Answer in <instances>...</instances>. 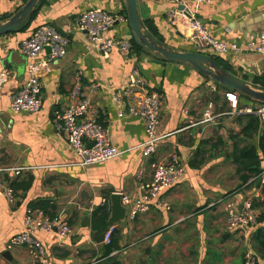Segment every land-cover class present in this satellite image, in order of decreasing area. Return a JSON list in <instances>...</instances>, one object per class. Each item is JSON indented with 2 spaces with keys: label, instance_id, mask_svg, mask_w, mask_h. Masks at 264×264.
<instances>
[{
  "label": "crops",
  "instance_id": "crops-1",
  "mask_svg": "<svg viewBox=\"0 0 264 264\" xmlns=\"http://www.w3.org/2000/svg\"><path fill=\"white\" fill-rule=\"evenodd\" d=\"M25 1L0 0V22ZM37 5L28 27L0 35V70L9 71L0 94V177L13 189L12 198L0 197V264H39L33 248L7 246L22 230L27 206L60 216L71 228L60 248L53 235L37 234L47 253L46 264H241L247 245L241 234L228 232L224 201L231 197L241 204L251 197L259 216L264 215V121L253 115H223L197 123L207 102L213 103V112L222 111L226 104L224 88L211 78L190 64L164 60L142 48H132L126 56L112 51L109 58H103L87 33L77 28L76 18L91 7L117 13L122 19L108 35L132 40L125 0H42ZM187 5L226 42L243 43L249 32L264 29V0H214L209 4L187 0ZM138 6L143 23L151 21L162 42L208 54L166 17L171 0H138ZM44 23L61 29L69 40L67 52L41 74V108L15 114L8 109V97L22 85L27 63L16 44ZM47 54L45 50L43 55ZM217 64L264 90V55L229 54ZM134 67L148 90L163 94L158 132L164 137L148 160H143L140 152L145 139L142 120L130 115L117 117L121 105L112 102V95L121 91ZM78 70L91 99L89 111L98 114L112 144L122 151L113 159L86 167L78 165V156L53 124L55 114L69 102ZM240 97L241 103L252 101L246 95ZM241 148L255 151V174L239 168ZM173 152L183 165L182 177L147 211L131 219L126 210L125 216L114 222L113 247L107 253L109 245L94 239L110 214L109 210L102 218V199L109 198L111 206L114 194H140V185L150 178L153 165ZM259 225L264 226V220ZM254 230L248 233L247 243L255 252ZM259 264H264L263 257Z\"/></svg>",
  "mask_w": 264,
  "mask_h": 264
},
{
  "label": "built area",
  "instance_id": "built-area-1",
  "mask_svg": "<svg viewBox=\"0 0 264 264\" xmlns=\"http://www.w3.org/2000/svg\"><path fill=\"white\" fill-rule=\"evenodd\" d=\"M195 3L209 4L214 0H192ZM165 15L169 21L182 28L189 40L198 48L208 51L209 55L226 56L229 54L258 53L264 55V29L249 32L243 43L235 40L226 42L217 38L204 23L188 8L187 0H171ZM122 19V16L99 7H91L76 18V26L87 33L92 47L103 57L109 58L112 51L128 55L132 50L131 40L109 36L108 32ZM181 29V30H182ZM227 29V28H226ZM68 38L58 32L51 24L36 26L30 35L17 42V49L26 57L25 78L20 88L9 95L8 109L15 113H34L42 106L41 74L47 70L50 63L66 54ZM48 50L46 56L44 51ZM207 53V52H206ZM9 79L6 68L0 70V94L4 84ZM93 89L97 85H92ZM225 107L220 112H213V103L207 102L201 119L197 123L212 122L220 116L253 115L259 121H264V102L252 99L241 103L239 94L224 88ZM163 94L157 90H148L144 79L140 76L138 67H134L128 75L126 83L119 93L112 95L113 104L117 109V117L130 115L138 117L144 125L145 139L140 144L143 160H148L156 152L163 135L158 132L161 121ZM91 99L83 85V73L78 70L75 81L69 92L68 104L53 118V124L58 133L67 139L70 148L79 158L78 165H89L113 159L122 151L112 144L107 129L99 121L98 114L90 112ZM184 113L187 110L183 109ZM144 167L139 175L144 173ZM183 165L178 155L173 152L166 160L156 162L147 182L140 185V194L130 195L120 193L121 203L127 208V215L134 219L139 212H145L162 192L176 184L183 175ZM18 173V170H16ZM0 197H13V189L9 182L0 177ZM102 206L110 210V199L104 197ZM226 228L228 232L241 234L246 242L243 264H259L260 257L247 243V235L259 226V214L253 206V199L247 197L241 204L228 197L224 201ZM115 224L108 226L103 242L110 244ZM44 232L55 237V245L63 247L64 240L71 235V228L66 219L60 216H50L43 209L27 206L22 218V230L13 235L7 244L12 246L26 245L36 252L39 264L48 261L46 250L37 234Z\"/></svg>",
  "mask_w": 264,
  "mask_h": 264
},
{
  "label": "water",
  "instance_id": "water-1",
  "mask_svg": "<svg viewBox=\"0 0 264 264\" xmlns=\"http://www.w3.org/2000/svg\"><path fill=\"white\" fill-rule=\"evenodd\" d=\"M38 1L26 0L7 20L0 22V35L18 31L36 10ZM125 7L131 30V38L140 48L164 60L190 64L223 88L236 91L256 101L264 102V90L258 89L247 81L229 73L220 67L212 56L206 53L174 48L153 36L140 17L138 0H125ZM52 26L63 34L58 26L54 24ZM110 208L107 221L94 233L95 241L101 245H103V237L108 226L114 224L115 221L126 214L127 208L121 203L120 194L112 196Z\"/></svg>",
  "mask_w": 264,
  "mask_h": 264
},
{
  "label": "trees",
  "instance_id": "trees-1",
  "mask_svg": "<svg viewBox=\"0 0 264 264\" xmlns=\"http://www.w3.org/2000/svg\"><path fill=\"white\" fill-rule=\"evenodd\" d=\"M23 1H25V0H23ZM41 1L42 0H39L38 4H40ZM36 10H37V8H36ZM36 10L32 13V15L29 17L28 21L19 30L25 29L26 27L29 26L30 22L32 21L33 17L36 14ZM144 23L153 36H155L158 40L163 41L162 36L159 34V32L157 31V28L155 27V25L151 21L146 20ZM131 42H132V48L133 49H135V50L141 49L136 43L133 42V40H131ZM210 56H212L214 58V60L218 63L220 57L213 56V55H210ZM240 96H242V94H239V98L241 100ZM253 118H255V117H253ZM255 121L257 124L256 118H255ZM239 154H240L239 157H241V159L237 158V161L239 163V168L243 169V170H247L250 173L255 174L257 172V158L255 155V151L252 148H249V149L241 148V149H239ZM250 156H251V158H254V161L245 163L243 160L245 158L250 157ZM102 212H103L102 218H106L108 212L106 211L105 206H102ZM263 218H264V215H260L258 218L259 222H262L264 220ZM253 239H254V248H255L256 254L260 258H262V257L264 258V226L259 225L254 230ZM107 245H109L107 247V251H106L108 253L112 249L113 245L111 243L107 244Z\"/></svg>",
  "mask_w": 264,
  "mask_h": 264
},
{
  "label": "rangeland",
  "instance_id": "rangeland-1",
  "mask_svg": "<svg viewBox=\"0 0 264 264\" xmlns=\"http://www.w3.org/2000/svg\"><path fill=\"white\" fill-rule=\"evenodd\" d=\"M253 243H254V242H253ZM242 256H243V258H244V253H243V255H242ZM241 264H243V259H242V263H241Z\"/></svg>",
  "mask_w": 264,
  "mask_h": 264
}]
</instances>
